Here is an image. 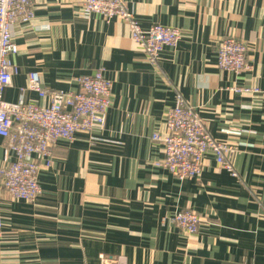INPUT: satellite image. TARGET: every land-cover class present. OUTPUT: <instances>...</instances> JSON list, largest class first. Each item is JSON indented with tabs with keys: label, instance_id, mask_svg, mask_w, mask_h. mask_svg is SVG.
Segmentation results:
<instances>
[{
	"label": "crops",
	"instance_id": "obj_1",
	"mask_svg": "<svg viewBox=\"0 0 264 264\" xmlns=\"http://www.w3.org/2000/svg\"><path fill=\"white\" fill-rule=\"evenodd\" d=\"M124 1L141 28L179 29L157 65L125 22L80 15L81 0H31L34 19L14 28L18 73L3 100L47 102L26 89L31 71L50 89L77 92L79 76L102 69L112 95L102 129L54 144L33 202L2 193L0 264H100L101 253L120 264H264V0ZM229 36L248 47L250 69L239 75L217 66ZM177 92L230 144L237 178L211 153L199 178L157 165L152 135L164 131ZM180 210L202 217L194 235L175 224Z\"/></svg>",
	"mask_w": 264,
	"mask_h": 264
},
{
	"label": "built area",
	"instance_id": "obj_2",
	"mask_svg": "<svg viewBox=\"0 0 264 264\" xmlns=\"http://www.w3.org/2000/svg\"><path fill=\"white\" fill-rule=\"evenodd\" d=\"M77 12L82 16L96 14L106 21L116 18L125 22L132 41L152 65H157L162 49L176 47L181 36L179 29L160 24L141 28L124 0H81ZM33 19L31 0H0V138L4 141V157L0 161V238L2 193L13 199L33 202L41 191L39 171L50 165L54 144L60 139L70 141L77 133L89 134L102 129L112 95V82L104 76L102 69L79 76L77 92L50 89L42 85L39 72L31 71L27 75L26 89L47 102L3 100L4 89L18 73V67L11 59L18 52L14 28ZM247 51L248 47L241 39L222 38L217 47L218 68L236 75L249 70ZM234 91L250 94L258 92V88H236ZM152 139L162 146L163 156L157 165L180 180L199 178L208 153L214 155L218 167L232 177H238L228 159L232 151L230 144L210 135L198 112L180 92L176 93L174 105L167 112L164 131L153 133ZM173 220L184 233L194 235L202 217L192 210H180ZM98 257L100 264L121 263L119 257L102 253Z\"/></svg>",
	"mask_w": 264,
	"mask_h": 264
}]
</instances>
